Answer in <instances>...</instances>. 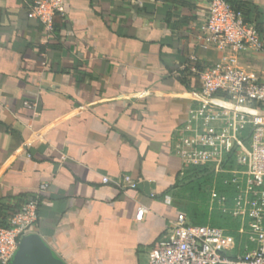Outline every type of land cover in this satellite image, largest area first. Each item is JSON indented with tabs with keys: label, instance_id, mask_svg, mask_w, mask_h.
Segmentation results:
<instances>
[{
	"label": "crops",
	"instance_id": "obj_1",
	"mask_svg": "<svg viewBox=\"0 0 264 264\" xmlns=\"http://www.w3.org/2000/svg\"><path fill=\"white\" fill-rule=\"evenodd\" d=\"M32 1L0 0V222L38 196L27 233L66 264H147L171 221L190 215L174 140L199 88L182 66L217 59L197 45L206 3L64 0L50 31ZM240 1L264 31V0ZM125 174L136 189L102 181Z\"/></svg>",
	"mask_w": 264,
	"mask_h": 264
},
{
	"label": "built area",
	"instance_id": "obj_2",
	"mask_svg": "<svg viewBox=\"0 0 264 264\" xmlns=\"http://www.w3.org/2000/svg\"><path fill=\"white\" fill-rule=\"evenodd\" d=\"M206 20L197 34L202 50H214L217 59L198 68L192 92L194 104L174 140V151L184 165H207L215 175L208 208L239 220L237 228L193 224L184 214L171 221L168 233L155 242L147 264H264V31L243 10L227 0H202ZM64 0H33L30 15L54 30ZM234 162L230 165L229 158ZM224 175L226 191L217 178ZM120 188L136 189L130 174L121 179L103 176ZM48 190V183L39 191ZM166 202H171L169 195ZM38 196L23 203L7 226L0 227V264H10L23 235L38 218ZM149 207L141 204L136 219ZM236 232V234L232 233Z\"/></svg>",
	"mask_w": 264,
	"mask_h": 264
},
{
	"label": "trees",
	"instance_id": "obj_3",
	"mask_svg": "<svg viewBox=\"0 0 264 264\" xmlns=\"http://www.w3.org/2000/svg\"><path fill=\"white\" fill-rule=\"evenodd\" d=\"M227 1L232 4L235 8L241 9L245 13V4L242 1ZM229 160V164L231 165L234 162V158L230 156ZM215 178L216 177L213 171L207 165H189L183 172V175L181 176L177 186H181L184 193L189 192L192 200H198L196 208L192 209V214L190 213V222L193 224L211 223L212 225L220 227L237 228L239 226V220L236 218H232L218 211H214L211 215H209L208 205L205 204V201H207L208 191L213 185ZM223 178L224 175H219V177L217 178L218 187L220 191H226V186H224L222 182ZM19 210L20 209H18L17 211ZM8 224L9 222H0V227L7 226ZM232 233L236 234V232Z\"/></svg>",
	"mask_w": 264,
	"mask_h": 264
},
{
	"label": "water",
	"instance_id": "obj_4",
	"mask_svg": "<svg viewBox=\"0 0 264 264\" xmlns=\"http://www.w3.org/2000/svg\"><path fill=\"white\" fill-rule=\"evenodd\" d=\"M10 264H66L57 257L52 248L38 232L22 236L18 249Z\"/></svg>",
	"mask_w": 264,
	"mask_h": 264
},
{
	"label": "rangeland",
	"instance_id": "obj_5",
	"mask_svg": "<svg viewBox=\"0 0 264 264\" xmlns=\"http://www.w3.org/2000/svg\"><path fill=\"white\" fill-rule=\"evenodd\" d=\"M208 201H209V191H208V197H207V201H205V204L208 205ZM180 203L183 204L184 208L186 209V207L189 209V212H192V209L196 208V204L198 203V200H192L190 197L189 192L185 193L183 198L181 200H179ZM192 214V213H191ZM188 221H191V217L189 215L188 217Z\"/></svg>",
	"mask_w": 264,
	"mask_h": 264
}]
</instances>
